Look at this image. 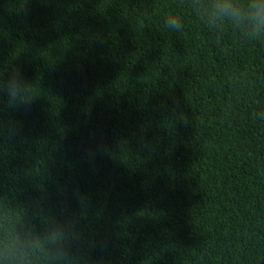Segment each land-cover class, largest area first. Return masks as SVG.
Wrapping results in <instances>:
<instances>
[{
    "label": "trees",
    "instance_id": "trees-1",
    "mask_svg": "<svg viewBox=\"0 0 264 264\" xmlns=\"http://www.w3.org/2000/svg\"><path fill=\"white\" fill-rule=\"evenodd\" d=\"M17 66L36 99L0 96V225L82 233L32 264H264V43L192 0H0Z\"/></svg>",
    "mask_w": 264,
    "mask_h": 264
},
{
    "label": "clouds",
    "instance_id": "clouds-1",
    "mask_svg": "<svg viewBox=\"0 0 264 264\" xmlns=\"http://www.w3.org/2000/svg\"><path fill=\"white\" fill-rule=\"evenodd\" d=\"M192 8L210 30H223L228 25L248 41L264 43V0H192ZM165 23L174 31L183 28L177 15L169 14ZM33 84L20 67H12L0 78V96L6 98L9 108H27L36 99ZM76 199L83 207L89 197L87 193L77 192ZM77 223L75 217L57 219L46 224L42 232L37 231L28 220L0 225V264H32L38 256L45 259L65 256L71 246L81 239Z\"/></svg>",
    "mask_w": 264,
    "mask_h": 264
}]
</instances>
